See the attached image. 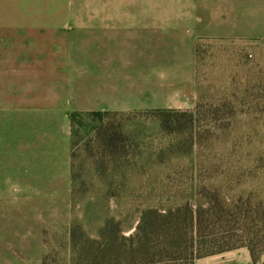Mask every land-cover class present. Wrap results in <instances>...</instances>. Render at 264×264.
Listing matches in <instances>:
<instances>
[{"label": "crops", "instance_id": "crops-1", "mask_svg": "<svg viewBox=\"0 0 264 264\" xmlns=\"http://www.w3.org/2000/svg\"><path fill=\"white\" fill-rule=\"evenodd\" d=\"M262 44L264 0H0V264L70 249L74 116L100 117L87 195L127 201L133 114L195 109L244 82ZM194 264L253 261L239 248Z\"/></svg>", "mask_w": 264, "mask_h": 264}, {"label": "rangeland", "instance_id": "rangeland-1", "mask_svg": "<svg viewBox=\"0 0 264 264\" xmlns=\"http://www.w3.org/2000/svg\"><path fill=\"white\" fill-rule=\"evenodd\" d=\"M260 47L256 61L247 51L245 81L223 85L225 91L203 98L201 119L193 125L179 114L176 132L164 133L152 114H133V189L127 201L119 197L114 202H98V197L87 195L93 193V172L88 167L94 149L89 135L100 117L74 118V200L78 219L71 227L70 249L55 246V251L47 254V264H93L82 261L83 247L94 253L98 245H84L85 240L99 241L109 220L118 225L119 236L128 238L149 209L164 212L187 204L196 209L207 205L209 193L229 204L245 200L264 206V101L253 102L259 91L256 87L264 85V44ZM205 56V50H199L202 63ZM224 101L233 103L236 111L228 127L226 117L207 119V113L214 110L211 107ZM256 264H264V254Z\"/></svg>", "mask_w": 264, "mask_h": 264}, {"label": "trees", "instance_id": "trees-1", "mask_svg": "<svg viewBox=\"0 0 264 264\" xmlns=\"http://www.w3.org/2000/svg\"><path fill=\"white\" fill-rule=\"evenodd\" d=\"M256 88L259 91L254 94L253 102L264 101V85ZM258 103H255L257 108ZM202 108L200 101L193 110H156L147 114L158 120L162 132L174 133L179 114H184L186 121L193 125L201 119ZM211 108L214 110L207 113V119L216 121L219 116L226 117L228 127L236 113L233 103L224 101ZM77 116L80 115L74 116L73 120ZM207 198V205L196 209L187 204L164 212L144 211L135 233L128 238L119 236L118 225L113 220L107 221L99 241L85 240L84 245L89 243L98 247L96 252L90 253L83 245L82 261L93 264H115V261L119 264H194L197 259L247 248L256 264L264 254V206L245 200L229 204L210 193Z\"/></svg>", "mask_w": 264, "mask_h": 264}]
</instances>
